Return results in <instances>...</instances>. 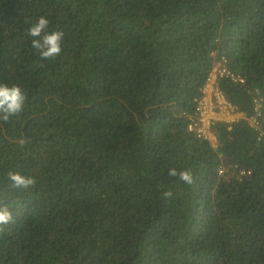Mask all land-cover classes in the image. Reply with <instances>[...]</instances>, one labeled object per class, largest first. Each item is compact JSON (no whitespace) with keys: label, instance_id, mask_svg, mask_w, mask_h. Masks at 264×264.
Segmentation results:
<instances>
[{"label":"trees","instance_id":"trees-1","mask_svg":"<svg viewBox=\"0 0 264 264\" xmlns=\"http://www.w3.org/2000/svg\"><path fill=\"white\" fill-rule=\"evenodd\" d=\"M40 16L65 33L54 60ZM214 57L245 80L228 99L264 109V0H0V83L27 96L0 122V264H264V122L188 129Z\"/></svg>","mask_w":264,"mask_h":264},{"label":"built area","instance_id":"built-area-1","mask_svg":"<svg viewBox=\"0 0 264 264\" xmlns=\"http://www.w3.org/2000/svg\"><path fill=\"white\" fill-rule=\"evenodd\" d=\"M212 65L194 101V109L188 116V129L202 140L213 139L212 131L223 125L230 130L234 124L246 121L252 129H258L264 122L263 103L260 99L253 100L251 112H246L234 105L221 88V82L228 80L235 84H244L242 76L237 75L228 66L226 57H219ZM245 174V171H241Z\"/></svg>","mask_w":264,"mask_h":264},{"label":"clouds","instance_id":"clouds-1","mask_svg":"<svg viewBox=\"0 0 264 264\" xmlns=\"http://www.w3.org/2000/svg\"><path fill=\"white\" fill-rule=\"evenodd\" d=\"M50 21L45 16H40L34 23H31L27 29V35L32 38L31 48L35 50L40 61L54 60L60 56L62 52V42L65 37V33L62 30L49 31ZM39 67H43V63L38 64ZM27 96L19 85L13 84L8 86L0 83V122L8 123L12 118L19 117L25 107ZM20 146H24L26 140L20 138L16 141ZM245 176L248 174L245 170ZM168 175L172 177H178L179 180L192 184L194 178L191 170L177 171L175 168H171L168 171ZM7 179L10 181L11 186L17 189H31L36 185V179L32 176H24L19 172L9 171L7 173ZM165 197H171L170 191L163 193ZM13 215L7 204L0 202V232L5 230V227L10 223H13Z\"/></svg>","mask_w":264,"mask_h":264}]
</instances>
